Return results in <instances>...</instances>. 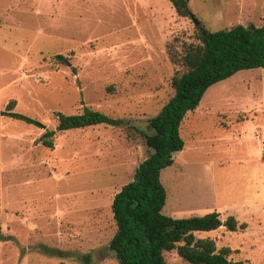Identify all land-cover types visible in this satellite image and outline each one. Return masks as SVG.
Segmentation results:
<instances>
[{
  "label": "rangeland",
  "instance_id": "rangeland-1",
  "mask_svg": "<svg viewBox=\"0 0 264 264\" xmlns=\"http://www.w3.org/2000/svg\"><path fill=\"white\" fill-rule=\"evenodd\" d=\"M189 10L210 32L264 25V0H189ZM199 34L170 0H0V112L16 100L15 111L38 122L0 117V229L14 237L0 241V264H118L109 249L114 197L150 154L142 131L185 71L168 45L182 56ZM83 106L123 124L58 131L46 147L56 114ZM180 132L184 150L161 172L163 212L234 215L245 230L197 236L264 264V68L211 86ZM164 254L168 264H190Z\"/></svg>",
  "mask_w": 264,
  "mask_h": 264
},
{
  "label": "trees",
  "instance_id": "trees-1",
  "mask_svg": "<svg viewBox=\"0 0 264 264\" xmlns=\"http://www.w3.org/2000/svg\"><path fill=\"white\" fill-rule=\"evenodd\" d=\"M178 15L188 17L189 0H170ZM199 44H185L183 55L168 45V54L174 63H182L184 72L172 78L174 95L150 120V126L142 131L150 154L136 168L133 179L115 195L112 212L117 230L109 249L118 264H168L165 252L176 251L190 264H245L230 257V247L218 248L211 237H198L197 232L214 231L224 224L229 231L245 230L246 222L234 215L225 221L220 212L175 218L163 212L167 191L161 180V172L174 163L175 154L184 150L181 124L190 111L200 104L207 90L235 73L254 68H264V25L234 24L204 35L200 31ZM59 60L67 62L63 55ZM12 100L1 116L27 123H38L33 118L15 111ZM57 127L46 130L43 143L55 148L54 137L58 131L82 129L94 125L121 126L123 121L104 112L83 106L74 114L57 113ZM14 239L0 229V241ZM47 254L62 251L41 246ZM89 260V256L86 257Z\"/></svg>",
  "mask_w": 264,
  "mask_h": 264
},
{
  "label": "water",
  "instance_id": "water-1",
  "mask_svg": "<svg viewBox=\"0 0 264 264\" xmlns=\"http://www.w3.org/2000/svg\"><path fill=\"white\" fill-rule=\"evenodd\" d=\"M190 17L192 18L194 24L200 29V31L206 35L208 34L209 30L206 29L202 24L201 21L199 19H197L193 14L190 15ZM153 127L149 126V130L152 131ZM225 225V224H224ZM107 253V249H103L101 251L102 256H105V254Z\"/></svg>",
  "mask_w": 264,
  "mask_h": 264
}]
</instances>
